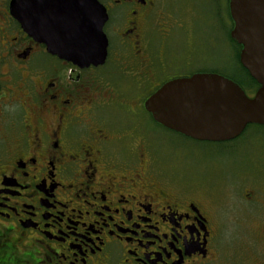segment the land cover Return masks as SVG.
<instances>
[{"label": "flooded vegetation", "instance_id": "1", "mask_svg": "<svg viewBox=\"0 0 264 264\" xmlns=\"http://www.w3.org/2000/svg\"><path fill=\"white\" fill-rule=\"evenodd\" d=\"M13 1L0 0V264H216L224 205L138 118L153 120L145 104L165 84L217 74L192 72L191 43L170 50L183 21L153 17L156 0H98L107 58L76 66L24 31ZM36 11L24 17H69ZM238 201L264 210L256 190Z\"/></svg>", "mask_w": 264, "mask_h": 264}, {"label": "water", "instance_id": "2", "mask_svg": "<svg viewBox=\"0 0 264 264\" xmlns=\"http://www.w3.org/2000/svg\"><path fill=\"white\" fill-rule=\"evenodd\" d=\"M40 7L69 17H24ZM11 12L24 15L14 18L61 60L76 66L106 61L109 16L98 0H14ZM229 12L240 64L260 86L254 96L221 75L196 74L165 84L145 104L157 124L200 142H232L250 125L264 126V0H229Z\"/></svg>", "mask_w": 264, "mask_h": 264}, {"label": "rangeland", "instance_id": "3", "mask_svg": "<svg viewBox=\"0 0 264 264\" xmlns=\"http://www.w3.org/2000/svg\"><path fill=\"white\" fill-rule=\"evenodd\" d=\"M228 7L227 0H156L152 16L183 21V27L175 29L170 50L181 53L191 43L196 52L193 73L214 72L241 83L246 77L237 60L239 49L231 42L233 25ZM115 13L111 11L113 17ZM149 89L148 95L156 88L151 85ZM138 118L156 134V144L165 158L180 162L179 171L190 174V184L204 192L211 203L224 205L225 237L218 245L216 264H264V210L254 211L248 205L234 210L240 206L243 189L264 194V127L250 125L229 143H207L166 130L145 112Z\"/></svg>", "mask_w": 264, "mask_h": 264}, {"label": "trees", "instance_id": "4", "mask_svg": "<svg viewBox=\"0 0 264 264\" xmlns=\"http://www.w3.org/2000/svg\"><path fill=\"white\" fill-rule=\"evenodd\" d=\"M227 1H228V4H229V0H227ZM228 10H229V7H228ZM229 16H230V12H229ZM232 25H233V22H232ZM231 42L234 43L238 47V49H239V51L237 53V60H238V63L240 65L242 71L245 74V77H246L244 80L241 81V83H238V82L237 83H238V85L240 87L244 86L249 93L255 94L257 92V90L260 88V86L258 85V83L253 78H251V76L249 75V73L240 64L239 56H240V52H241L242 47L239 46V45H237L232 40H231Z\"/></svg>", "mask_w": 264, "mask_h": 264}]
</instances>
